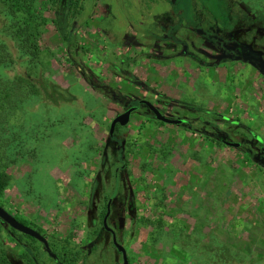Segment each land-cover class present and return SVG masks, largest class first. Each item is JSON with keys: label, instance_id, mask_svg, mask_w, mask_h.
Masks as SVG:
<instances>
[{"label": "rangeland", "instance_id": "374dc122", "mask_svg": "<svg viewBox=\"0 0 264 264\" xmlns=\"http://www.w3.org/2000/svg\"><path fill=\"white\" fill-rule=\"evenodd\" d=\"M33 1L37 55L22 57L1 38L15 63L0 73L11 81L26 77L36 91L0 92V179L7 178L0 205L38 229L48 249L3 230L0 243L14 264L21 244L30 243L43 264H53L51 249L61 264H122L110 237L87 249L102 227L106 201L112 207L107 225L127 249L128 264H264V241L257 239L261 246L249 257L212 232V224L203 227L211 216L208 200L218 196L226 199L230 232L264 234V167L244 155L258 152L253 134L264 140V0H85L73 18L49 0ZM243 47L244 59L257 64L222 59L227 48L242 58ZM115 94L126 105L145 100L186 122L157 129L140 106L127 131L110 140L111 120L125 108ZM201 130L206 145L193 154L206 162L177 166L180 152L204 141ZM216 132L241 146L215 143ZM126 135L133 209L124 203V185L114 183L122 157L114 147ZM172 164L189 174L176 193L194 198L189 211L190 203H159L179 172ZM203 167L201 180L189 173ZM204 185L208 207L196 194ZM157 188L163 189L154 193ZM78 249L85 257L73 262L68 251Z\"/></svg>", "mask_w": 264, "mask_h": 264}, {"label": "flooded vegetation", "instance_id": "af4514ba", "mask_svg": "<svg viewBox=\"0 0 264 264\" xmlns=\"http://www.w3.org/2000/svg\"><path fill=\"white\" fill-rule=\"evenodd\" d=\"M261 67L264 69V65L261 66ZM142 101H145V100H139V101H137L138 104L132 105V106H127V107L123 108V111L121 113H124L128 109L133 108V110H132V112L130 114V117H129V121L125 125H123V126L122 125H119L118 123L115 124L114 130H113V132L111 134L109 132L110 131V125H111V123H110V125H109V131H108V133L110 135V140H112L113 133L115 131H117L119 129L123 130L124 132L127 131V127L129 126V122L131 121L132 114L135 113L136 111H138V108L140 106H143L144 108H146L147 109V112L149 113V115L153 118L152 120H150L148 122H151V123L156 122V123H158V125L156 126L157 129L160 128L164 124L165 125H171V124H167V123H164V122H161V121L157 120L156 117L154 116V114L152 113V111ZM153 106L160 113L162 112L158 107H156L155 105H153ZM183 107H186V106H183ZM190 108H194V107H191V106H188L187 105L186 109L192 111L193 109H190ZM204 112L207 113V114H210L211 116H213V117H215L217 119H220V120H223V121H227V118H223L222 116H224V115H222V114H219V113H216V112H212V111H208V110H205ZM121 113H119V114H121ZM119 114H117L115 117H117ZM162 115L165 116V117H167V118H169V119H173V118H170V117H168V116H166L164 114H162ZM112 120H111V122H112ZM177 120H182V122L180 124H178V125L184 124L186 122L183 119H177ZM217 131H219V130H217ZM199 132L201 134H203L202 138L200 137V140L203 139L204 141L201 140L202 143H200L199 145L196 144L195 147H194V149H192V151L188 147V149H189L188 151H185L184 153L180 152V154H179L180 157H176V158L173 159L174 160V163H176L177 166L179 164H184V166H186V164H189V166H191L190 164L192 162H196V166L197 167H195V169L202 167L201 166L202 165L201 161H205V159L204 160H201L202 158L198 157L200 161L197 162V155L193 154L194 152H199V150L204 149L205 146H202V144L206 145L207 137L205 135V131H202L201 130ZM224 135L225 134L223 132H216V134L213 136V138L215 140V143H220V144H222L224 146H226V144L224 143L226 141H229V142H232V143H236V142H233V141L229 140L228 137H224ZM124 139L125 140H122L123 145H121V148L119 146H117L119 152H120V150L122 152L121 161H119L121 163V165H120V174H121V176L120 177H118V176L115 177L114 183H117L118 182V179H119L121 181V185H124L123 188H125V191H126V194H127L126 197L124 198V203L127 200L128 201V207H130V208L133 209V207H136V202H135L136 199H135V197L133 195V191H131L130 186L128 184V176H129L128 172H129V169H128V161H127L126 155H125V151H126V148H127L126 147V145H127V139H128L127 135L124 137ZM252 139L258 145V148H257L258 149V152L251 153L249 151L248 152L245 151L244 155H246L250 159L254 160V163L256 165H258L259 167H261V166L264 167V140L262 138H259L255 134L252 135ZM237 143H239V142H237ZM240 146H241V143H239V146L236 147V148H234V149H237ZM249 146H252V144H250ZM226 147H228V146H226ZM153 148L155 149V146H153ZM151 154L152 155H155L154 153H151ZM190 155H193V156H190ZM180 158H182V159H180ZM183 161H185V163ZM169 163H171V162H169ZM171 166L173 168L176 167L174 169H176L178 171L180 170V168H178L175 164H172ZM205 169L203 167V168H201V170L199 172L195 170V171H192V172L190 171L189 173L190 174H194V175H198V177H200V180H201L204 177V175L206 174ZM182 170H185V167ZM188 176H189V174L185 171L184 172V181L183 182L181 180H180V182L178 181L179 178H180V175L179 174L178 175H175V177L173 178V182L178 181L179 183H184L187 180ZM115 180H116V182H115ZM207 181L205 183H207ZM157 183H158V181H157ZM167 189L169 191L168 193H167ZM159 190H161V188L160 189L157 188L154 191V193L155 192H158ZM164 192H165V195L163 196L164 198L159 203H162L163 204L165 201L167 202L168 200L171 201V202H176V203L177 202H180V203L182 202V203H187V204L190 203L191 205H187L188 211L191 210L192 208H195L197 206V203L194 204V202H193V199L194 198L191 195H189V196L184 195L185 192L182 193L183 194L182 197L178 198L177 195H176V193L180 192V190H179L178 187H174V185H170L169 187L165 188L164 189ZM171 194H173L172 197H171ZM196 194H198V196L201 197L200 201L201 202H204V206L206 207L207 206L206 203H207V200H208L207 199V197H208L207 186L204 185L203 186V189L202 188L201 189H199V188L196 189ZM225 200L226 199H224L223 197L221 198V197H218V196L211 197V200L210 199L208 200L211 203V206H209V208H211V216L209 218V215H206V221L204 222L203 227H205L207 224H212L211 226L214 228V230L212 232H216L215 234L218 235V236L221 234L220 235L221 236L220 238H222V240L231 243L234 246L235 249L244 250L245 253H246V256L252 257L253 252L255 251V248H259L261 246L259 243H257V239L258 240L260 239V241H264V234H263V232H262V234H260V231H256L254 229L253 230L250 229V231L247 230V229H244V231L242 233H239V234L238 233L235 234L233 232H230V226H229V223H228V219L226 217L227 211L225 209L227 207H225L224 206V203H223ZM124 203H123V205H124ZM110 204H111L110 201H109V203H107V201L105 202V206H106V209H107V212H108L107 220L111 216V209H112V207H111ZM132 209H131V213L133 211ZM187 215H188V217H191L189 214H187ZM107 220H106V222H107ZM260 222H262V224H264L263 219L260 220ZM27 226H29L28 223H27ZM102 226H103V219H102ZM29 227L35 229L32 226H29ZM35 230L40 233V231L38 229H35ZM105 231L108 232V236L105 235V234H103L104 237L106 236L105 239H104L105 241L103 243H106L107 237H110L111 242L113 244V247H114L115 251L118 254H120L121 259H123L122 253L114 245V242H113V237H114L115 240H116V242L125 249L126 259H127V262H128L127 249L122 245V242L120 243V242L117 241L118 235H117L116 229H114L113 227L112 228L109 227V230H106L105 229ZM42 236L44 237V235H42ZM36 241L39 242V243H41V245L44 247V245H43L42 242H40L38 240H36ZM44 249L47 250L48 248H45L44 247ZM49 249H50V246H49ZM122 262H123V260H122Z\"/></svg>", "mask_w": 264, "mask_h": 264}, {"label": "trees", "instance_id": "16d2710c", "mask_svg": "<svg viewBox=\"0 0 264 264\" xmlns=\"http://www.w3.org/2000/svg\"><path fill=\"white\" fill-rule=\"evenodd\" d=\"M85 0H49L50 6L53 8L57 9H66L68 10L69 14L74 16V13H78L79 10L82 8L81 4ZM2 9L0 8V18L3 20L1 22V29H0V69L4 68H10L12 65L15 63L14 57L12 56L11 52L9 51V46L7 42L5 41L6 39L10 40L13 42L15 45L18 53L22 57H35L36 54V47L37 42L39 41V23L38 24H32V12L33 11V0H13V6L8 3V0H2ZM2 37L6 39H1ZM244 47L242 49L241 57H237V54H234V48H227V50H224V53L222 55L223 60H229L233 58H237L240 60H244L247 62H254V64H257L254 60L251 58H245V54L247 53ZM225 56V57H224ZM252 61V62H251ZM253 64V63H252ZM262 70V69H261ZM264 73V69L262 70ZM26 77H18L14 79L13 81L9 79H5L3 75L0 73V92L4 94H8V90L14 91L17 96L22 97L25 92H32L35 93V87L26 80ZM28 94V93H26ZM119 100H121V103L127 107V106H132L138 104L136 101H131L127 105L124 103V98L121 95L115 94ZM117 99V98H116ZM184 106V105H181ZM187 107V106H186ZM224 137H227L224 135ZM114 150L117 153H120L117 147H114ZM117 180V179H116ZM115 180V182H116ZM7 178L4 177L3 179H0V190L3 188V186L6 184ZM107 200V199H106ZM104 210L102 211V218L106 214V206L104 205ZM112 215V213H111ZM119 215V214H118ZM15 218L23 223L24 225H27V222L19 219L15 216ZM6 231L10 235H19L16 240L20 239H26L27 242H36L35 239L32 237H29L27 235L21 234L12 228H10L7 224H5L1 219H0V233L1 231ZM103 234L108 236V232L105 231V228L102 226L99 231H97V236L94 239L93 242H91L88 246L87 249L92 250L95 241L103 239L104 236ZM22 237V238H20ZM113 247L112 242L110 243ZM21 254L18 257L19 264H43L42 258L40 256L39 250L34 247L31 243L28 245H23ZM92 248V249H91ZM89 250H87L89 252ZM73 250L68 251V258H73V262H76L78 257L80 256L85 257L83 252H80L79 249L76 252H72ZM51 254L53 257V264H61L60 261H58V254L57 251L51 249ZM83 262V261H82ZM0 264H14V260L12 258V255L10 252L5 250L3 246L0 243Z\"/></svg>", "mask_w": 264, "mask_h": 264}, {"label": "water", "instance_id": "95a60500", "mask_svg": "<svg viewBox=\"0 0 264 264\" xmlns=\"http://www.w3.org/2000/svg\"><path fill=\"white\" fill-rule=\"evenodd\" d=\"M144 102V104L152 111V113L154 114V116L156 117L157 120L167 123V124H174V125H178L182 122V120H177V119H169L165 116H163L154 106L153 104H151L148 101H142ZM133 108L128 109L127 111H125L124 113L119 114L117 117H115L110 125V134L113 132L114 130V126L115 124H119V125H125L128 121H129V117L130 114L132 112ZM223 118H226L224 116H222ZM227 146H232V147H238L239 143H232L229 141L224 142ZM107 215L108 212L105 214L104 218H103V227L106 230H109V227L107 226ZM0 219L7 224L10 228L24 234L27 235L29 237H32L40 242L43 243L45 248H48V243L45 239V237H43L39 232H37L35 229L24 225L23 223H21L20 221H18L13 215H11L9 212H7L3 207L0 206ZM113 242L115 247L122 253L123 255V264H128L127 259H126V254H125V249L120 246L115 238L113 237Z\"/></svg>", "mask_w": 264, "mask_h": 264}, {"label": "crops", "instance_id": "0c3cea01", "mask_svg": "<svg viewBox=\"0 0 264 264\" xmlns=\"http://www.w3.org/2000/svg\"><path fill=\"white\" fill-rule=\"evenodd\" d=\"M180 175V178H179V182H180V180L183 182L184 181V174L182 173V171L180 172H178V173H176V175ZM178 181H176V182H173V185H174V187H180V184H182V183H179ZM185 183V182H184ZM161 189H163V188H161Z\"/></svg>", "mask_w": 264, "mask_h": 264}]
</instances>
